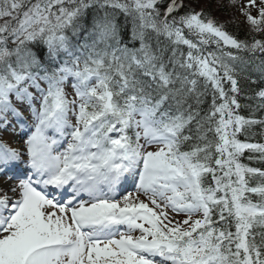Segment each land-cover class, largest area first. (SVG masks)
Here are the masks:
<instances>
[{"label":"snow or ice","instance_id":"snow-or-ice-1","mask_svg":"<svg viewBox=\"0 0 264 264\" xmlns=\"http://www.w3.org/2000/svg\"><path fill=\"white\" fill-rule=\"evenodd\" d=\"M0 264H264V0H0Z\"/></svg>","mask_w":264,"mask_h":264}]
</instances>
